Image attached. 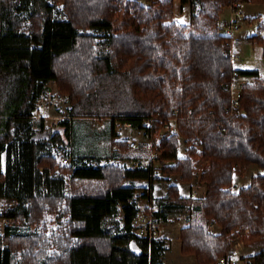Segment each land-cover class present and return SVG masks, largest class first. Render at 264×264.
Here are the masks:
<instances>
[{
    "label": "trees",
    "instance_id": "1",
    "mask_svg": "<svg viewBox=\"0 0 264 264\" xmlns=\"http://www.w3.org/2000/svg\"><path fill=\"white\" fill-rule=\"evenodd\" d=\"M246 2L264 4L181 0L190 7L183 24L173 0H0V222L9 221L0 227V264H163L165 240L140 238L131 224L135 199L148 189L139 195L137 183L150 185L159 173L205 184L198 200L182 197L175 184L157 199V220L189 215L180 230L184 256L218 264L235 254L239 233L244 248L263 243L239 262L264 264V77L235 66L220 18L224 8ZM258 29L251 38L264 57V19ZM240 77L247 81L233 111L231 84ZM51 81L69 101L72 120L109 121L111 147L131 149L116 139L115 122L145 129L161 152L158 168L83 155L67 118L56 128L41 118L35 128ZM172 118L178 132H163L157 144ZM181 140L191 144L185 156ZM119 150L107 157L127 158ZM58 154L71 162L59 166ZM252 165L258 171L249 184L234 190L238 168ZM52 214L54 230L46 227ZM210 221L220 231H209ZM17 223L43 229L23 233Z\"/></svg>",
    "mask_w": 264,
    "mask_h": 264
},
{
    "label": "rangeland",
    "instance_id": "2",
    "mask_svg": "<svg viewBox=\"0 0 264 264\" xmlns=\"http://www.w3.org/2000/svg\"><path fill=\"white\" fill-rule=\"evenodd\" d=\"M145 5L150 4L151 0H139ZM247 3V2H246ZM254 4H262V3H254ZM242 5V4H240ZM239 5V6H240ZM239 6L233 8L230 6L232 12L233 9H239ZM240 10V9H239ZM241 11V10H240ZM242 13V12H241ZM262 16V17H261ZM179 19V18H178ZM264 19V15H257L254 17H245L240 20V29L231 35V44H232V53L234 55V64L240 70H258L261 75L264 77V57H262V47L258 43L256 39H252L251 36L259 33L258 25L261 24V20ZM179 21V20H178ZM260 33L264 35V31L262 30ZM244 81H247L246 78H238L234 81V86L239 87ZM70 104L65 96H62L57 88V85L54 87V96L53 98L46 103L45 106H42L38 111L35 112V115H39L40 117L46 118L48 122L54 120L55 117H63L70 118L69 115ZM73 125V133L74 139L73 142L78 144V149L84 151L83 155L88 153L89 155H97L100 154V158H102V163L109 160L112 162H118L116 160H112L111 156L112 152H118V147H111L109 144L110 133L112 130L111 124L107 120L96 119V118H85L72 120ZM118 128V131L113 130L116 134V139L120 141L135 142L137 144V148L129 149L128 151L119 150V152H123L126 154L127 158L130 161L127 162H119L121 164L125 163L128 166H132L133 157L135 155L143 156L142 161H145L153 150L156 149V144H153V140L151 136L147 133L145 129H140L134 126L124 127L120 124L118 127L114 126V129ZM160 132V133H159ZM156 136V143L159 140L160 135L163 134V131H159ZM158 144V143H157ZM180 155L185 156L186 149L191 146V144H186L183 140L180 142ZM99 148L98 153L93 154L90 151L92 149ZM198 149V148H197ZM149 156H148V155ZM148 156V157H147ZM147 157V158H146ZM57 163L59 166H62V158L58 155ZM1 171L3 166H1ZM200 168V165H198ZM59 168L56 169L58 171ZM258 171L255 165H252L248 168H238L235 179L233 189L237 190L242 186H246L249 184L250 178L252 175L256 174ZM159 177L161 180H157L153 184V195L158 199H165L167 194V187L170 184L178 185L181 196L191 197L192 199H200L205 195V184L199 182L198 176H196L193 180L194 190L191 189V186H185L183 182H180L178 177H167L159 173ZM139 190L138 194H143L144 190L148 187V183L145 181L137 183ZM185 186V187H184ZM196 192L195 197L191 195V192ZM160 204V203H159ZM159 206V211H160ZM189 215L188 213L181 212H173L169 213L166 216V219L160 218L157 220L159 223V231L158 238L165 240V245L167 250L162 256L163 264H195V261L191 258H184L185 256L181 253V240H180V230L188 224ZM19 225V230L23 233H31L37 235L39 230L41 231L42 225L39 224H28V223H17ZM59 225V220L56 218L55 214H52L46 222L47 229L54 230ZM259 244V245H258ZM258 247L252 248H243L242 250L237 251L235 254L236 259H240V257L248 256L250 254L255 253L259 250L263 243L259 242ZM241 262V261H240ZM239 264H242L240 263ZM197 264V263H196Z\"/></svg>",
    "mask_w": 264,
    "mask_h": 264
},
{
    "label": "built area",
    "instance_id": "3",
    "mask_svg": "<svg viewBox=\"0 0 264 264\" xmlns=\"http://www.w3.org/2000/svg\"><path fill=\"white\" fill-rule=\"evenodd\" d=\"M233 8L237 7L236 4L232 5ZM242 16V13L239 9L234 10L233 9V21L231 24L225 29V33L231 37L233 33L238 31L240 29V23L238 22V18ZM232 54V51H231ZM233 59H234V55ZM56 84L54 82H49L44 88V91L42 93V96L40 97L38 101V108L37 111L42 107L45 106L48 101H50L53 96H54V87ZM231 96H232V106H233V111L236 110L237 108L240 107V99H241V90L240 86L235 87L234 82L231 84ZM41 118L39 115L34 116V127L36 128V122L40 120ZM66 118L63 117H55L54 120H51L48 122L46 118H44V124L48 128H56L59 126L60 120H63ZM71 119V118H67ZM176 118H172L169 122L165 123L164 126L162 127L163 132L167 133H177V125H176ZM121 123L115 122V126H119ZM125 127H131L130 124H122ZM129 147L132 149L137 148V144L135 142H130ZM59 155V154H58ZM161 155V152L157 150L152 151L150 154V159L148 161H142L139 160L135 162L132 165L133 169H138L142 167L143 164H150L151 162L154 164L153 168H158V159ZM71 162V159L67 156L62 158V163L63 164H69ZM156 176V175H154ZM153 184L154 182L152 181L150 185H148V189L146 190V196L144 198L139 197L135 199V205L137 209V214L132 220V228H133V233L140 237V238H145L148 240H154L158 238V231H159V223L157 222L156 218V213L159 209V203L157 198L153 195ZM139 195H142L139 194ZM8 220H2L0 222V227L4 226L8 223ZM246 233H248V230H246ZM244 248V242L241 238V234L237 233L234 238H233V243H232V249L235 251V254L237 251L242 250ZM235 254L233 256H228V257H222L219 260L218 264H238L239 259L237 260L235 257Z\"/></svg>",
    "mask_w": 264,
    "mask_h": 264
},
{
    "label": "crops",
    "instance_id": "4",
    "mask_svg": "<svg viewBox=\"0 0 264 264\" xmlns=\"http://www.w3.org/2000/svg\"><path fill=\"white\" fill-rule=\"evenodd\" d=\"M173 4H174V11H175V14H176V19L179 20L180 23H183V24L188 23L189 19H190V7H189V5H185L184 7H182L181 0H173ZM239 9L242 12V16H240L238 18V22H240L241 17L243 19L245 17H247V18L250 17L251 18V17L257 16V15H264V4H254V3L247 2V3H243L242 5H240ZM220 18H221V21L223 22V26L226 29L231 24V22L233 21V12H232L231 8L230 7L224 8L222 13H221V15H220ZM231 51H232V44H231ZM232 55H233V53H232ZM78 119H80V118H75L74 120L76 121ZM115 127H118V126H115ZM114 130L118 131V128H115ZM94 150H96V151L98 150L99 151L98 146H97V149H95V147H94ZM117 161L118 162L122 161V162H127L128 163L130 160L121 158L118 155ZM133 162L134 161H132V163ZM165 176L167 177V179H169V177H175V176H167V175H165ZM140 182H142V181H140ZM183 184H185V186H191V185H193V181L191 183H183ZM191 189L194 190V186H191ZM195 194H196V192H194V191L191 192V195L193 196V198L195 197ZM182 197H184V196H182ZM188 197H185V198H188ZM208 229L211 232L220 231V227L218 225H216L215 223H212L211 221L208 223ZM258 245L246 246V247L247 248H252V247H258ZM184 258H191V259H193L195 261V264H196V259H195V257L193 255L185 256Z\"/></svg>",
    "mask_w": 264,
    "mask_h": 264
}]
</instances>
